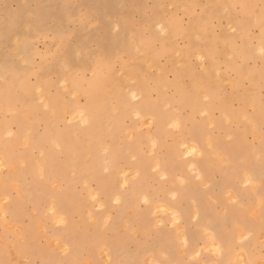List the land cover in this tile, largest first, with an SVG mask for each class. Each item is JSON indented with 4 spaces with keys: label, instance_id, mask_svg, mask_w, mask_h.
<instances>
[{
    "label": "rangeland",
    "instance_id": "374dc122",
    "mask_svg": "<svg viewBox=\"0 0 264 264\" xmlns=\"http://www.w3.org/2000/svg\"><path fill=\"white\" fill-rule=\"evenodd\" d=\"M262 48L264 0H0V264H233L264 224Z\"/></svg>",
    "mask_w": 264,
    "mask_h": 264
},
{
    "label": "crops",
    "instance_id": "0c3cea01",
    "mask_svg": "<svg viewBox=\"0 0 264 264\" xmlns=\"http://www.w3.org/2000/svg\"><path fill=\"white\" fill-rule=\"evenodd\" d=\"M253 225H254V222H251L250 227H253L251 229L256 228ZM262 228H264V224H262V225L258 224L255 236L253 238H251L250 241L248 243H246L244 246L241 244L240 248H238L237 246L234 245L235 252H234L233 264H240V263L241 264H264V250L257 246L259 244L258 243V235L261 232ZM171 242H172L171 239L170 240L166 239L164 241V244L169 245V243H171ZM192 242H194V239H192ZM163 247H167V246L163 245ZM168 247H171V246H168ZM239 249H243V251L239 250ZM127 254L118 250V249L114 250V256L115 257L120 256V258H121V259L117 258L118 262H119L118 264H129V263H131L132 256H130L129 254L127 255ZM156 257H157V260L159 261V264H194V263H190L189 261H186V262L182 261L181 257H179V256L171 257L169 260H164V261L159 260L160 256H158V254H156ZM206 261L209 264H231L230 262L224 261V254H220L219 256L207 254L206 255ZM132 263H135V262H132ZM142 263H144V262H142ZM138 264H141V261H140V263L138 262ZM195 264H204V263H203L202 259H200Z\"/></svg>",
    "mask_w": 264,
    "mask_h": 264
},
{
    "label": "clouds",
    "instance_id": "9594fccd",
    "mask_svg": "<svg viewBox=\"0 0 264 264\" xmlns=\"http://www.w3.org/2000/svg\"><path fill=\"white\" fill-rule=\"evenodd\" d=\"M261 54H264V48L260 49Z\"/></svg>",
    "mask_w": 264,
    "mask_h": 264
},
{
    "label": "snow or ice",
    "instance_id": "6c2138e0",
    "mask_svg": "<svg viewBox=\"0 0 264 264\" xmlns=\"http://www.w3.org/2000/svg\"><path fill=\"white\" fill-rule=\"evenodd\" d=\"M194 151H195V149H193V150H192V152H194ZM192 152H189L188 154H189V155H191V154H192Z\"/></svg>",
    "mask_w": 264,
    "mask_h": 264
},
{
    "label": "bare ground",
    "instance_id": "6f19581e",
    "mask_svg": "<svg viewBox=\"0 0 264 264\" xmlns=\"http://www.w3.org/2000/svg\"><path fill=\"white\" fill-rule=\"evenodd\" d=\"M197 31V30H196ZM240 53H241V51H240ZM212 69V68H211ZM250 73V72H249ZM250 75V74H249ZM252 76H254V74H252ZM254 105V104H253ZM252 124V123H251Z\"/></svg>",
    "mask_w": 264,
    "mask_h": 264
}]
</instances>
